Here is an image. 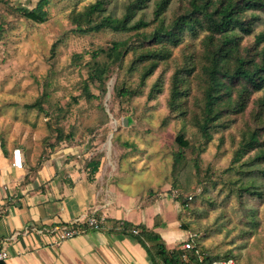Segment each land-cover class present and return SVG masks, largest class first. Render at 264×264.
I'll use <instances>...</instances> for the list:
<instances>
[{"label":"rangeland","instance_id":"obj_1","mask_svg":"<svg viewBox=\"0 0 264 264\" xmlns=\"http://www.w3.org/2000/svg\"><path fill=\"white\" fill-rule=\"evenodd\" d=\"M37 1L10 0L16 7L27 8L34 7ZM94 1L51 0L44 23L28 20L9 4L0 2V134L11 144H23L24 156L26 153L28 161L35 165L46 148L64 159L76 158L82 163L85 156L101 151L103 165L117 180L122 179L126 193L139 198L167 199L170 220L179 222L187 237L190 231L198 232L199 245L205 254L220 256V264H264V200L253 216H245L238 199L229 196V185L222 180L216 186L208 185L202 195L204 186L198 183L194 167L190 164L180 174L175 173L174 167L179 149L175 139L184 131L195 146L203 145L199 159L201 174L209 168L215 172L214 179L218 174L231 178V173L223 170L231 162L242 126L252 119V104L245 114L228 116L229 121L236 119L207 141L192 124V96L198 91L184 100L183 108L188 109L185 115L181 109L174 111L169 107L166 90L156 98L149 97L156 77L163 72L168 77L173 72L174 60L162 64L132 102L120 104L112 97L110 88L113 89L116 80L128 79L127 74L117 71L108 81L104 98L93 83H89V88L96 96L88 98L84 94L86 63L91 60L93 50L124 36L108 29L75 31L71 12ZM128 1L112 0L111 5L121 12ZM188 3L189 0H172L166 16L173 18ZM152 10L153 7L146 9L149 19ZM263 30L264 18L257 23L255 33ZM201 37L187 35L173 49V56L181 58L180 65L199 62ZM253 40L251 35L245 42ZM40 97L45 111L28 106ZM59 129L65 134L73 132V136L58 141ZM46 152L49 153L48 149ZM192 156L195 151L188 150V160ZM174 191L197 196L183 205L176 200ZM181 219L188 229L181 226Z\"/></svg>","mask_w":264,"mask_h":264},{"label":"trees","instance_id":"obj_2","mask_svg":"<svg viewBox=\"0 0 264 264\" xmlns=\"http://www.w3.org/2000/svg\"><path fill=\"white\" fill-rule=\"evenodd\" d=\"M0 2L9 4L20 16L33 22L44 23L48 20L47 7L51 0H38L31 8L16 7L10 0ZM111 2L95 0L84 9L71 12L77 32L108 29L124 34L112 40L108 46L93 50L91 60L86 63L88 76L84 94L88 98L96 96L89 88V83H93L100 97L104 98L108 92V81L116 71L120 74L124 72L128 79L116 80L112 97L118 99L120 104L132 102L160 66L174 60L173 72L168 77L164 72L156 77L149 97L156 98L158 93L166 90L169 107L174 111L181 109L185 115L188 109L183 108L184 100L190 99L192 93L198 91L192 96V124L207 141L213 138L214 132L229 127L236 119L229 121L228 116L243 115L252 104V119L242 126L231 162L223 170L231 173V178L225 179L218 174L214 179L215 172L209 168L201 174L199 159L203 145L195 146L184 131H180L175 139L179 149L175 153L174 167L175 173L180 174L191 164L198 174V183L204 186L202 195L209 188L208 185L216 186L222 180L229 185V196L234 195L238 199L244 215L253 216L264 200V30L255 33L257 23L264 18V0H189L183 11L171 19L166 13L172 0H129L121 12H116ZM148 7H153L150 19L146 17ZM187 35L191 38L201 37L200 60L182 66L181 58L173 56V49ZM251 35H254V40L246 43L245 39ZM52 50L54 53L55 44ZM258 93L261 94L255 96ZM28 106L45 111L42 97ZM72 136L73 132L65 134L59 129L57 139L60 141ZM2 148L5 151L3 142ZM51 150L46 148L32 169L40 167L52 153ZM188 150L195 151V156L190 160ZM103 156L104 153L99 151L86 158L85 168L90 179L99 171ZM174 192L176 200L183 205H188L197 196ZM132 226L125 225L126 228ZM181 226L185 229L189 227L182 219ZM74 227L82 229L88 226L77 224ZM134 227L141 228L136 237L146 246L154 264H220V256L203 252L198 232L190 231V234L196 235L187 238L193 244L192 248H184L186 241H183L170 249L158 232L143 224Z\"/></svg>","mask_w":264,"mask_h":264},{"label":"crops","instance_id":"obj_3","mask_svg":"<svg viewBox=\"0 0 264 264\" xmlns=\"http://www.w3.org/2000/svg\"><path fill=\"white\" fill-rule=\"evenodd\" d=\"M15 147L24 148L0 134V249L12 254L0 264H154L133 232L141 224L158 232L170 249L187 239L180 223L170 220L167 199L126 193L122 179L103 163L90 179L79 159L51 153L35 170L25 153L19 169L12 165ZM93 213L104 218L103 229L84 227L57 244L52 234L36 230Z\"/></svg>","mask_w":264,"mask_h":264},{"label":"built area","instance_id":"obj_4","mask_svg":"<svg viewBox=\"0 0 264 264\" xmlns=\"http://www.w3.org/2000/svg\"><path fill=\"white\" fill-rule=\"evenodd\" d=\"M12 165L16 168L22 169L25 167V158L24 153L20 147H15L12 151ZM176 195V193H174ZM77 224H86L88 227L93 229H103L105 227V222L103 217H98L96 213L87 215V216H81L75 220H73L71 223H57L50 226H43L40 228H37V232L44 233L49 232L52 234L54 238V243H59L61 241H64L66 239L72 238L75 235L82 232V229L75 228L74 225ZM134 233H138V229L133 230ZM196 234H189V236H195ZM188 238V237H187ZM184 248H192L193 244L185 240ZM11 252L8 249H0V261H5L11 257Z\"/></svg>","mask_w":264,"mask_h":264},{"label":"bare ground","instance_id":"obj_5","mask_svg":"<svg viewBox=\"0 0 264 264\" xmlns=\"http://www.w3.org/2000/svg\"><path fill=\"white\" fill-rule=\"evenodd\" d=\"M111 85H113V84H111ZM110 91H112V87L110 88Z\"/></svg>","mask_w":264,"mask_h":264}]
</instances>
